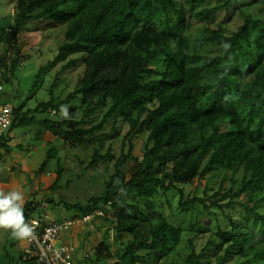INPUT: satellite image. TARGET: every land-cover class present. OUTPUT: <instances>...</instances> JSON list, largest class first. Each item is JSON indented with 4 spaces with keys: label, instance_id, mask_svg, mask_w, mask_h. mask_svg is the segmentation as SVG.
Returning <instances> with one entry per match:
<instances>
[{
    "label": "trees",
    "instance_id": "trees-1",
    "mask_svg": "<svg viewBox=\"0 0 264 264\" xmlns=\"http://www.w3.org/2000/svg\"><path fill=\"white\" fill-rule=\"evenodd\" d=\"M13 1V30L0 24V47L7 44L11 53L0 64V82L11 83L16 67L30 57L21 51L25 34L33 31L25 25H69L31 91L56 66L53 88L62 75L79 70L74 88L63 95L52 90L31 113L24 111V99L9 128L33 126L36 139L48 132L91 145L87 166L72 180L102 166V189L84 203L65 205L75 209L72 218L101 211L114 220L120 243L111 250L103 242L85 261L264 264V0ZM209 14L220 18L204 38L218 45L213 54L197 49V38L188 35L190 21ZM233 21L238 24L230 30ZM63 104L70 105L67 117L38 116L56 114ZM110 122L117 133L119 122L128 127L118 156L109 142L118 139L105 130ZM141 134V160L128 178L122 166ZM61 160L52 190L65 171ZM202 178L207 182L201 194L199 184L190 189ZM172 196L178 202L167 213ZM39 205L32 199L23 204L25 220L47 213L38 214ZM236 208L243 212L240 220L229 213ZM186 214L206 219L199 231L206 235L199 248V235L189 238L190 252L183 255L178 247L184 227L176 218ZM218 215L227 225L209 231L207 222Z\"/></svg>",
    "mask_w": 264,
    "mask_h": 264
},
{
    "label": "rangeland",
    "instance_id": "rangeland-1",
    "mask_svg": "<svg viewBox=\"0 0 264 264\" xmlns=\"http://www.w3.org/2000/svg\"><path fill=\"white\" fill-rule=\"evenodd\" d=\"M212 1L214 2V0ZM15 6L16 4L13 0H0V24L8 27L9 30H13L11 22ZM219 20L218 15L209 14L204 18L190 21L188 35L191 38H197V49L212 54L218 51V45L205 42L204 38L206 37L207 28L216 27ZM237 24L238 21L231 22L229 24L230 30L235 29ZM68 28L69 25L67 24L63 26H51L49 23H40V21L25 25V29H32L33 31L25 34L21 51L30 53V57L16 67L17 70L12 76V82L4 83V90L0 93L1 103H10L15 107L20 105L22 101H25L24 99H27L24 111L28 108L31 109V113L40 101L47 100L50 97L52 90L54 95H63L74 88L79 70L62 75L58 81V85L53 88L55 72L59 69V66H56L51 72H46L44 81L40 84L39 88L36 91H31V86L40 66L54 56L57 44L66 37ZM2 55H5L4 58ZM10 56L11 53H9L8 45H2L0 47V64ZM73 103L75 102L70 104ZM69 106V104H63L56 114H54L53 110L51 111V115L38 113V116L49 115L52 118L58 119L64 116L61 111L62 107L66 108L67 113H69ZM111 122L107 124L105 130L108 133L111 132L118 139L115 142L111 139L109 140V142H113L115 156H118L120 153V142L125 136L128 127L119 122L118 126L120 129L117 133L116 131H111ZM35 134L36 129L33 126H17L8 128L5 132L3 140L7 141V145L5 148L4 146L1 147L2 149L0 150V178L3 177L6 183H2L1 191L7 194L13 191L22 193L24 203L29 199L39 202L40 205L37 208L38 214L45 210L53 221L61 223L76 215L75 209L68 208L65 203H84L101 191V180L104 174H99L97 170L101 172L103 169L101 166L99 169L88 170L82 178L72 180L76 174L82 173L83 168L87 166L92 153L91 145L64 142L59 137H51L48 132L45 135H40L39 139H36ZM115 138L112 137V139ZM145 139V134L138 135L134 139L133 154L122 166V170L128 178L131 176L134 164L141 160ZM58 157L62 159L61 162L65 171L60 180L59 187L52 190L50 189V185L56 179ZM81 160L82 162H80ZM43 163H45V169L41 170L40 166ZM69 180L70 182L67 184ZM206 182V178L197 180L190 189H194L199 184V193L201 194ZM166 200L165 193L162 191V203H165ZM177 202L178 197L172 196V207H168L166 204V212H172ZM229 213L235 219L240 220L243 212H239V208H236L230 209ZM218 214L220 213L218 212ZM176 220L178 224L184 227L183 241L178 247L179 252L183 255L190 252L188 240L195 235H199L195 239V244L199 248L204 241L205 236L203 235H206L203 232L199 233V231L200 228H204L201 226L206 219H197L194 216L186 214L177 216ZM112 223H114V220L107 219L104 215H98L94 216L88 223L93 227L87 226L80 232L68 229L66 232H69V235L72 234L70 237H73V242L71 243L72 249L70 251L72 261L77 264H103L87 262L85 261V257L87 255L92 256V252L98 245H102L103 242L109 244L111 250L119 248L120 240H118V235L114 232ZM226 225L227 219L223 215H218L212 218L210 224L208 221L206 226L209 227V231H216L219 226L224 227ZM1 231L7 233V235L11 232L9 229L3 228H0ZM7 235L8 244L6 250L3 248L2 242H0V264H39L36 259L19 258V256L24 254L22 246L26 248L27 245L24 238L16 237L13 232L8 238ZM83 235H85V239L81 237ZM65 238L64 235L63 239L65 240ZM83 242L86 247L89 243L90 248H84ZM60 244L61 242H57V245ZM5 251L9 257L5 254ZM114 263V261L111 262V264Z\"/></svg>",
    "mask_w": 264,
    "mask_h": 264
},
{
    "label": "built area",
    "instance_id": "built-area-1",
    "mask_svg": "<svg viewBox=\"0 0 264 264\" xmlns=\"http://www.w3.org/2000/svg\"><path fill=\"white\" fill-rule=\"evenodd\" d=\"M4 83H0V93L4 90ZM54 112V111H53ZM14 115V106L10 103L0 102V150L3 143V136L10 127ZM4 182V179L0 180ZM104 215L101 211L85 215L81 218H69L61 223H51L47 213H42L38 217H32L25 220L33 233L24 238L27 243L24 253L27 256H35L39 264H77L71 259V246L64 241L63 237L66 231L73 226H79L85 229L94 216ZM49 221V222H48ZM57 242H61L57 245Z\"/></svg>",
    "mask_w": 264,
    "mask_h": 264
},
{
    "label": "clouds",
    "instance_id": "clouds-1",
    "mask_svg": "<svg viewBox=\"0 0 264 264\" xmlns=\"http://www.w3.org/2000/svg\"><path fill=\"white\" fill-rule=\"evenodd\" d=\"M61 111L67 117V109L62 107ZM23 203L22 193L13 191L5 194L0 192V228L11 229L13 234L21 239L29 237L33 233V228L25 223Z\"/></svg>",
    "mask_w": 264,
    "mask_h": 264
},
{
    "label": "crops",
    "instance_id": "crops-1",
    "mask_svg": "<svg viewBox=\"0 0 264 264\" xmlns=\"http://www.w3.org/2000/svg\"><path fill=\"white\" fill-rule=\"evenodd\" d=\"M7 145V142L5 141V140H3V143H2V147L4 146V148H5V146ZM2 149V148H1ZM1 179H4L3 177H1L0 178V180ZM2 183L3 182H0V192H2L1 190H2V188H1V185H2ZM4 183H6V181L4 180ZM4 193V192H3ZM5 194H7V193H5ZM72 218V217H71ZM93 227V226H92ZM70 229H73V231L74 232H80V231H82L83 229H81L79 226H73L72 228H70ZM10 230V229H9ZM6 235H7V233H3L2 231L0 232V242H2V245H3V248L6 250V246H7V239H6ZM68 235V236H67ZM70 235H72V234H70ZM70 235H69V232H66L65 233V242H67L70 246H71V243L73 242V237L71 236L70 237ZM10 236V234L8 233V235H7V238ZM83 239H85L84 237H85V235H83V236H81ZM89 243L87 244V247H86V245H84V242H83V247L84 248H90L89 247ZM72 247V246H71ZM1 248V247H0ZM22 248L24 249V247L22 246ZM5 254H7V256L9 257V255H8V253L5 251ZM19 258H21L20 256H19ZM22 259V258H21ZM10 260V259H9ZM28 260H30V259H28ZM8 264H10V263H8Z\"/></svg>",
    "mask_w": 264,
    "mask_h": 264
}]
</instances>
